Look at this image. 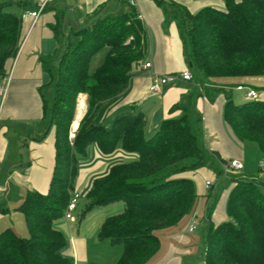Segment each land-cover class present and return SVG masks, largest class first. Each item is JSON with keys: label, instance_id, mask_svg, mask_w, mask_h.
<instances>
[{"label": "trees", "instance_id": "1", "mask_svg": "<svg viewBox=\"0 0 264 264\" xmlns=\"http://www.w3.org/2000/svg\"><path fill=\"white\" fill-rule=\"evenodd\" d=\"M155 1L163 6L162 0ZM121 2L117 13L96 12L86 24L69 31L60 13L51 24L59 48L41 58L50 78L40 87L43 128L25 141H42L54 130L53 172L48 191L27 192L18 207L28 236H19L11 228L0 232V264H74L64 253L67 237L57 225L64 219L75 187L78 157L85 156L92 144L103 156L119 148L132 155L95 178L84 194V207L80 208L79 200L75 211L76 222H80L95 209L122 206L106 216L97 231L99 241L122 246L115 264H151L162 245L157 231L176 226L196 209V185L181 174L212 165L201 132L195 129L202 121L198 96L190 110L184 104L188 94L183 96L170 111L182 109V113L164 119L149 137L141 106L132 105L108 121L103 117V111L128 90L134 69L147 60L150 48V36L137 7L129 0ZM13 3L22 11L34 6L29 0H0V81L8 75L6 63L16 57L21 44L22 11L5 10ZM222 4L205 5L197 11L181 9L177 24L193 74L185 82H193L198 71L214 84L228 77L264 91V0H222ZM103 48H108L103 63L90 73L92 56ZM47 88L52 90L50 103ZM81 93L87 95L88 109L72 138ZM223 115L239 141L255 142L264 155V99L237 104L228 96ZM213 154L223 168L229 164L218 152ZM232 182L227 202L230 219L210 224L202 249L204 264H264V182L243 173Z\"/></svg>", "mask_w": 264, "mask_h": 264}, {"label": "crops", "instance_id": "2", "mask_svg": "<svg viewBox=\"0 0 264 264\" xmlns=\"http://www.w3.org/2000/svg\"><path fill=\"white\" fill-rule=\"evenodd\" d=\"M107 0H61L52 1L48 9L38 19L27 17L22 20L21 44L15 58L7 61L5 69L11 75L9 86L0 100V230L11 228L10 222L4 218L19 211L18 207L29 191L46 193L49 188L54 160L55 134L54 130L42 140H26L30 134L39 133L43 128L41 117L42 96L40 87L49 82V75L43 69L41 58L53 55L59 48L51 24H55L57 14H62L64 29L86 24L96 14ZM141 20L148 32H151L150 54L146 62H151L150 68L145 63L133 71L128 90L117 102L109 106L102 114L108 121L115 113L130 109L132 105L141 106L146 120L145 133L153 134L164 119L178 116L182 109L170 112L171 108L189 93V82H180L164 88L161 93L148 90L152 73L167 74L190 70L184 56V46L178 24L170 21L167 25L162 7L155 0H136L135 5ZM77 10L76 21L67 19V12ZM150 36V34H149ZM243 81H239L241 84ZM212 84L208 95H199L196 99L197 109L202 112L200 132L204 147L211 152L213 167L221 169L222 163L213 152L227 160L238 159L244 164L246 159V142L239 141L224 120V105L227 97L232 96L227 87L217 82ZM236 84V86L238 85ZM243 84V83H242ZM222 89L220 91H215ZM237 89V88H236ZM82 97L83 112L77 127L86 114L87 95L79 94L71 134L74 128L79 99ZM93 149V150H92ZM92 153V161L79 169L73 191L82 193L90 188L95 178L105 175L110 167L124 160L127 155L118 149L112 155L103 156L97 146L92 144L85 156ZM196 190L199 196L196 209L185 216L174 227L159 230L161 250L151 264H186L185 256L195 255L200 250V238L189 231V226L197 218L199 224L204 219L207 222L206 234L210 224L215 226L230 219L227 213V202L232 186L217 190L212 182L210 187L202 178L197 179ZM72 191V192H73ZM120 211L122 206L107 208L102 214L92 216V212L80 222H58L67 237L65 254L74 259V264L88 263L91 246L97 247V231L104 218L113 210ZM90 216V217H89ZM185 219V220H184ZM76 226H75V225ZM0 231V232H1ZM192 233V234H191ZM206 238V237H205ZM110 243V240H107ZM123 248L117 256H121ZM118 257V259H119ZM116 259V262L117 260ZM115 262V263H116Z\"/></svg>", "mask_w": 264, "mask_h": 264}, {"label": "rangeland", "instance_id": "3", "mask_svg": "<svg viewBox=\"0 0 264 264\" xmlns=\"http://www.w3.org/2000/svg\"><path fill=\"white\" fill-rule=\"evenodd\" d=\"M162 1H163L162 10L165 14L166 21H167L166 25L170 21H175V23H177L178 19L181 20L180 15H181L182 10H184L185 8L191 11H197L198 9H200L201 7L205 5H213V6H218V7L223 6L222 0H162ZM172 1H174V3ZM122 5L123 3L121 2V0H107L100 7L97 13H99V11H102V13L104 14L117 13V11ZM164 8L166 12L164 11ZM5 10L8 12L15 13V14H20L22 11L21 7L17 3L8 5L5 8ZM175 13H176V16L174 15ZM95 15L96 14H94L93 16ZM76 17H78L77 10L75 11V13L74 12L72 13L71 11L67 12V19L76 21ZM172 17H176L177 21L174 20ZM149 34L151 38V32ZM107 52H108V48H103L92 56L91 62L89 65L90 73H94L98 69V67L103 63ZM149 54H150V48H149L148 57H149ZM193 71H196V70L193 69ZM196 72L198 76L195 78L193 82L188 83L189 84V93H188L189 99L184 103L186 105L187 110L191 109V105L195 101L197 96L206 95V94L208 95V93L212 91L211 82H209L208 79L204 78L198 71ZM216 81L224 84L227 87L226 91H230L232 93L233 99L237 104H241L247 101L244 96V91L236 89V84L239 83V80L234 79V78L223 77V78L216 79ZM220 90L222 89H218L215 91H220ZM258 91H259L260 99H264V91L260 89H258ZM45 95H46L47 100L50 103V101L52 100V90L50 88H47L45 90ZM80 99H82V97ZM127 110H123L121 112L124 113ZM197 119H198V116H196L193 119V121H196ZM196 128L198 130L197 132L198 134L200 127L196 125L195 129ZM74 135H75V132L71 134V137L73 138ZM146 135L147 137L151 136L149 133H147ZM245 151L247 155L246 156L247 163H246L245 169L241 172L239 171H228L227 172L224 170L223 167H221L220 169L218 167H213L212 165L207 164L205 166L195 168V169H192V168L186 169L182 172L181 176L193 180L195 185H197L198 178H202L204 182L207 181V179H209L211 183L212 182L214 183V186L217 190H221L222 188L232 186V185L234 186L235 183L232 182V180L235 177V175H239L240 173L247 174L251 177H255L258 181L264 182V170L260 169L261 162H264V155L261 153L258 145L255 142L247 141ZM131 156H132L131 154H128L123 159H131ZM206 156L210 158L209 162L211 163L213 159L211 152L208 151ZM91 161H92V153L91 155L88 156V158L80 157L79 162H78L79 169L83 168L84 166H86L87 163H90ZM185 164H188L189 166L191 165V163H185ZM263 189H264V183H263ZM84 194H85V191L82 193V197L80 199V208H83L85 204ZM108 208L111 209L115 207H108ZM106 209L107 208L105 207L95 209V211L92 212V216H95L97 213L100 214V216L101 215L103 216L104 214L102 213ZM114 212H118V211L114 209L112 213ZM12 214L13 215L11 216L7 215L3 219L4 222H10L12 225V229L17 233V235L22 236V237H27L28 230H27L25 219H24L22 212L16 211V213H12ZM199 220L202 221V224H199V221L195 224V234L198 235L200 238V250L195 255L187 254V256H185L186 264H204L202 249H203V244H204V240L206 237V227L208 225H207V222H205L203 218ZM157 235L158 236L160 235L159 231H157ZM99 242L100 243H98L97 247L91 246V250H90L91 255H90L88 263L115 264L116 259H118L119 257L117 256V254L122 249V246L121 245H111V243H109V241L107 240H103Z\"/></svg>", "mask_w": 264, "mask_h": 264}, {"label": "built area", "instance_id": "4", "mask_svg": "<svg viewBox=\"0 0 264 264\" xmlns=\"http://www.w3.org/2000/svg\"><path fill=\"white\" fill-rule=\"evenodd\" d=\"M28 1V0H27ZM32 1L33 7L25 8L22 13V19L27 17H32L34 19H38L40 15L45 12L46 8L52 1H61V0H29ZM131 5H136V0H129ZM151 62L145 63V68H150ZM11 75L8 74L2 81H0V99L4 100L6 95ZM193 79V74L190 70H184L182 72L176 73H167V74H155L152 73L151 81L148 86V90L153 93H161L164 88L178 84L179 82L190 81ZM238 90L244 91V96L246 100H256L259 99V91L251 86L245 84H239L236 86ZM225 171H240L244 169V164L241 160L232 159L229 161V164L224 167ZM260 169L264 170V162H261ZM206 185H210V181L206 182ZM3 189L2 184L0 183V190ZM81 198V193L79 191H73L71 193L70 201L65 210L64 219L66 221L75 222L76 214L75 211L78 207L79 200ZM198 222L197 218H195L192 224L189 226V231L193 232L195 229V224Z\"/></svg>", "mask_w": 264, "mask_h": 264}, {"label": "bare ground", "instance_id": "5", "mask_svg": "<svg viewBox=\"0 0 264 264\" xmlns=\"http://www.w3.org/2000/svg\"><path fill=\"white\" fill-rule=\"evenodd\" d=\"M82 112H83V101H82V99H80L79 105H78V111H77L76 120L74 122V128L77 127V124H78V121H79V119H80V117L82 115Z\"/></svg>", "mask_w": 264, "mask_h": 264}]
</instances>
